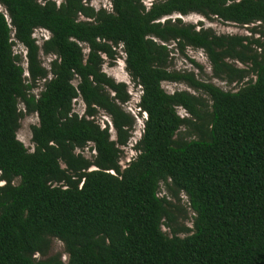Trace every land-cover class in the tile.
Returning <instances> with one entry per match:
<instances>
[{
    "label": "trees",
    "instance_id": "16d2710c",
    "mask_svg": "<svg viewBox=\"0 0 264 264\" xmlns=\"http://www.w3.org/2000/svg\"><path fill=\"white\" fill-rule=\"evenodd\" d=\"M91 1L0 0V264H63L34 258L51 239L63 244L67 264H264V38L219 36L172 19L264 25V0H109L110 11ZM39 29L49 34L41 46ZM15 45L26 51V69ZM119 47L140 89L138 115L146 116L124 168L136 121L123 109L127 86L102 71ZM188 48L201 50L213 78L235 89L170 71L172 55ZM40 53L54 57L49 68ZM164 82L208 99L169 94ZM31 114L38 125L28 151L17 132ZM89 145L93 158L76 153ZM161 186L177 202L185 196L192 229L172 228L177 208L159 196Z\"/></svg>",
    "mask_w": 264,
    "mask_h": 264
},
{
    "label": "rangeland",
    "instance_id": "374dc122",
    "mask_svg": "<svg viewBox=\"0 0 264 264\" xmlns=\"http://www.w3.org/2000/svg\"><path fill=\"white\" fill-rule=\"evenodd\" d=\"M57 3H60L62 0H55ZM155 0H147V5L152 3ZM149 2V3H148ZM110 4L109 0H92L90 2V6H92L94 9H98L102 7L108 8ZM2 11V9H0ZM180 18L185 24H191L198 28V25L201 23L203 27L211 29L216 35H225V36H253L254 38H264V25H261L259 23H255L249 26H237L230 23H221L220 21L216 19L207 20L204 19L202 16L197 14H190L184 17H181L179 15L172 16V19ZM255 29L256 33L252 34L251 30ZM261 32L262 34L258 33ZM263 36V37H262ZM33 37L37 41L38 46H41L43 41L48 39L49 34L42 30H35ZM173 45L170 46L172 48ZM14 54H18L22 57L21 65L24 69H26V51L25 49L20 45H15L13 47ZM87 51L85 50V53ZM51 59H54V57H46L42 53H40V61L42 65L45 68H49V61ZM125 55L123 51L121 50V47L116 49V58L115 61L110 62L108 60H105L102 71L110 78H112L115 82L124 83L127 86V91L130 96V101L123 106V109L130 113L136 121V125L134 127V130L132 132L131 138L129 140V144L122 149L123 156L120 160L119 165L124 168L130 161H132L136 155L137 152L133 149L136 142L139 141L142 129H143V122L145 120V115L141 114L138 115V108L137 103L140 96V89L134 84V82L131 81L130 77L128 76L126 70H125V64H124ZM193 61L195 64H197L201 69L194 66ZM236 67L238 68H244L243 65L234 62ZM169 70L172 72H176L182 75H188L193 74L196 80H199L203 83H209L212 84L224 91H233L235 89L236 84L228 85L225 81H221L218 79L213 78L212 73V66L206 57V55L201 50H193L188 48L184 55L175 53L172 55V63L169 66ZM27 73H25V76ZM253 78L251 76L248 77V79ZM254 79V78H253ZM44 81H40L37 83V87L32 91L33 95L39 94L40 91L43 89ZM76 85V82L73 83ZM162 88L169 94H172L174 92H180L185 91L190 94H194L196 96H201L205 100H207V96L205 94H202L201 92H194L191 90L186 83H168L164 82L162 84ZM73 111L82 116L84 114V106L81 103L80 100H76L73 103ZM178 114L181 117H187L186 112L178 108L177 110ZM97 122L100 123L101 127L104 125L109 126L111 138H115V133L110 127V119L108 116H106L104 113L99 112L97 116ZM38 125V118L36 114L27 115L20 121V127L17 132V139L25 146V148L28 151L33 150V144L31 141V128L33 126ZM92 145H89L84 150L76 151V153L82 154L85 158L91 159L94 157L95 153L91 151ZM62 167H64L62 165ZM16 184V183H15ZM159 196H168L167 191L164 186H161L159 191ZM174 205H176L177 209L172 210L173 215V222L171 223V226L174 230L180 231L182 228L192 229V222L194 214L189 209L186 198L183 194H180L179 196V202L176 200H173L170 196L167 197ZM162 231L166 234L170 233V230L167 228V226L162 227ZM187 235V233H178V236L184 237ZM54 257H58L63 264H67L68 261V255L66 254L64 250L63 244L56 240L51 239L50 240V246L48 251L45 255H35L34 258L36 260H48Z\"/></svg>",
    "mask_w": 264,
    "mask_h": 264
},
{
    "label": "built area",
    "instance_id": "2783aa9c",
    "mask_svg": "<svg viewBox=\"0 0 264 264\" xmlns=\"http://www.w3.org/2000/svg\"><path fill=\"white\" fill-rule=\"evenodd\" d=\"M149 3V2H148ZM150 5V4H149ZM0 9H2V7L0 6ZM99 9H101V8H98V9H95V10H99ZM102 9H106V10H108V11H110L111 10V4H109V6H108V8H105V7H102ZM1 11V10H0ZM2 11H3V9H2ZM1 11V12H2Z\"/></svg>",
    "mask_w": 264,
    "mask_h": 264
}]
</instances>
